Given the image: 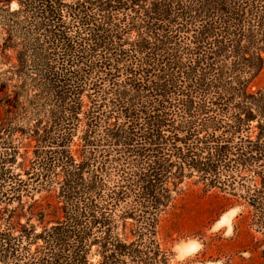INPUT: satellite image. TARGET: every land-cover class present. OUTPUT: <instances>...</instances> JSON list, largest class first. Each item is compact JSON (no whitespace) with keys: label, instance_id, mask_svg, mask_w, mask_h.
I'll list each match as a JSON object with an SVG mask.
<instances>
[{"label":"trees","instance_id":"1","mask_svg":"<svg viewBox=\"0 0 264 264\" xmlns=\"http://www.w3.org/2000/svg\"><path fill=\"white\" fill-rule=\"evenodd\" d=\"M18 1L30 112L0 129V264H170L159 223L195 174L264 230V0Z\"/></svg>","mask_w":264,"mask_h":264},{"label":"rangeland","instance_id":"2","mask_svg":"<svg viewBox=\"0 0 264 264\" xmlns=\"http://www.w3.org/2000/svg\"><path fill=\"white\" fill-rule=\"evenodd\" d=\"M0 8L13 14L19 9V1L0 0ZM0 18V129L9 121L19 128L26 126L23 118L30 112L23 96H19L22 80L19 54L22 46L19 39L10 34L11 25L5 24L11 19L3 14ZM263 84L264 68L250 89L255 91ZM21 137L19 132L13 137L16 172L20 171L17 163L21 160L20 152L24 150L20 144ZM56 191H43L35 197L55 202ZM237 192L240 190L206 186L197 174L185 178L173 189L172 202L163 212L158 227L159 242L171 252L170 264H264V230L257 222L253 208L239 195L233 194ZM24 200L29 198L24 197ZM17 204L14 202L9 206ZM48 220L46 218L43 224H39L33 218L32 222L40 231ZM94 252L91 256L93 264L99 258Z\"/></svg>","mask_w":264,"mask_h":264}]
</instances>
